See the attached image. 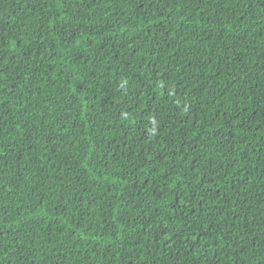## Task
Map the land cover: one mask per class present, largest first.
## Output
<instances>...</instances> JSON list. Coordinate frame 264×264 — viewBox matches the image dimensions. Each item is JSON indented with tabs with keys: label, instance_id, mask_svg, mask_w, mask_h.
<instances>
[{
	"label": "trees",
	"instance_id": "obj_1",
	"mask_svg": "<svg viewBox=\"0 0 264 264\" xmlns=\"http://www.w3.org/2000/svg\"><path fill=\"white\" fill-rule=\"evenodd\" d=\"M0 264H264V0H0Z\"/></svg>",
	"mask_w": 264,
	"mask_h": 264
}]
</instances>
